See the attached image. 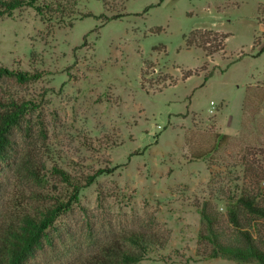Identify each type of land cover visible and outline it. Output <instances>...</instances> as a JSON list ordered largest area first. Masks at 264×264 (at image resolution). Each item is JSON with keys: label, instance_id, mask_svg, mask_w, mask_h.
Masks as SVG:
<instances>
[{"label": "rangeland", "instance_id": "374dc122", "mask_svg": "<svg viewBox=\"0 0 264 264\" xmlns=\"http://www.w3.org/2000/svg\"><path fill=\"white\" fill-rule=\"evenodd\" d=\"M62 3L52 19L32 6L0 18V64L39 74L0 79V104L35 109L0 165V239L12 213L64 199L71 208L23 264H73L131 230L165 244L119 264H262L211 256L202 207L230 234L227 196L256 174L264 186V0ZM194 30L229 33L225 48L188 46ZM218 132L229 135L219 146ZM30 154L42 178L18 172ZM55 165L79 178L104 171L74 199ZM252 228L264 240V222Z\"/></svg>", "mask_w": 264, "mask_h": 264}, {"label": "trees", "instance_id": "16d2710c", "mask_svg": "<svg viewBox=\"0 0 264 264\" xmlns=\"http://www.w3.org/2000/svg\"><path fill=\"white\" fill-rule=\"evenodd\" d=\"M75 5L78 0H73ZM24 6H32L44 19H52L59 12L65 13L62 0H0V18L11 15L15 9ZM74 9V8H73ZM62 14L63 17L65 16ZM82 16L93 15L91 12L81 14ZM229 33H220L216 30H206L201 33L194 30L187 37L188 46L203 47L208 53H215L225 48ZM39 74L30 71L11 68L0 64V79L14 78L20 83H26L38 77ZM247 89L244 107L247 98L251 96ZM32 100H20L19 98H8L0 104V165L12 159L13 132L20 126L26 116L32 111ZM229 135L217 133V143L223 144ZM200 154L198 157H204ZM18 172L23 178L35 179L40 176L39 162L27 155L18 160ZM53 170L63 181L72 187V197L77 199L80 190L92 182L98 174L104 170H97L84 178H79L68 170L55 165ZM263 172V171H262ZM256 183L246 186L240 192L233 191L227 196L228 210L226 212L227 222L231 225L232 233L228 234L223 228L224 219L214 210L210 209L209 201H205L202 214L207 226L208 238H212L213 250L211 256L224 254L236 259L246 260L258 259L264 264V240L259 238L252 228V222L261 220L264 222V186L261 185L260 175H254ZM3 184L0 183V198ZM70 200L56 199L51 203L38 204L31 208H25L17 213L7 222L6 233L0 239V264H23L35 252L46 234L47 229L54 225L62 212L69 210ZM224 229V230H223ZM203 235V234H202ZM125 241L115 239L104 246L103 252H96L89 257L83 258L73 264H119L121 261L138 262L150 251L163 247L165 242L159 235L143 230H131L126 234Z\"/></svg>", "mask_w": 264, "mask_h": 264}, {"label": "built area", "instance_id": "2783aa9c", "mask_svg": "<svg viewBox=\"0 0 264 264\" xmlns=\"http://www.w3.org/2000/svg\"><path fill=\"white\" fill-rule=\"evenodd\" d=\"M212 103H214V101H212Z\"/></svg>", "mask_w": 264, "mask_h": 264}]
</instances>
